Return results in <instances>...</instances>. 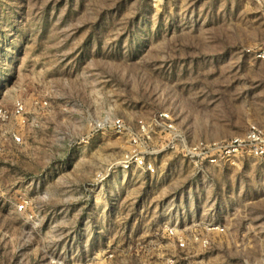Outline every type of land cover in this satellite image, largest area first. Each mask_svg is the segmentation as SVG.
<instances>
[{
	"label": "rangeland",
	"instance_id": "374dc122",
	"mask_svg": "<svg viewBox=\"0 0 264 264\" xmlns=\"http://www.w3.org/2000/svg\"><path fill=\"white\" fill-rule=\"evenodd\" d=\"M263 39L258 0H0V106L23 103L0 121V264H264V161L199 169L153 132V172L119 162L160 111L190 140L264 125Z\"/></svg>",
	"mask_w": 264,
	"mask_h": 264
},
{
	"label": "built area",
	"instance_id": "2783aa9c",
	"mask_svg": "<svg viewBox=\"0 0 264 264\" xmlns=\"http://www.w3.org/2000/svg\"><path fill=\"white\" fill-rule=\"evenodd\" d=\"M157 1V0H155ZM264 4V0H258ZM246 52L255 58L264 59V39L255 46L247 47ZM23 111V103L16 100L13 103L12 111L0 106V121L7 120L11 115H20ZM151 124L158 126V130H152ZM111 127L120 132L125 129L122 117H114L110 121ZM160 133V150H169L187 158L195 167L203 169L210 165L232 164L239 159L252 156L264 161V125L257 122H249L245 130L229 138L209 140L195 139L190 140L183 131L176 125L167 111H160L152 116L151 123L144 120H138L137 133H133L129 139L127 149L122 153L119 160L122 169H129L132 165L141 167L145 171H154L152 161L147 157L154 152L148 150V143L152 140V133ZM15 140L20 137L11 133ZM169 233H173L171 226L167 227ZM207 230L221 231L222 228L210 224ZM203 245L208 243V237H200ZM180 245L183 241L180 238Z\"/></svg>",
	"mask_w": 264,
	"mask_h": 264
}]
</instances>
